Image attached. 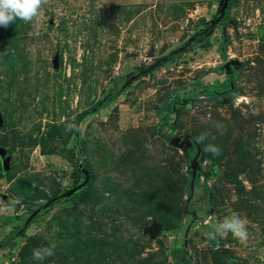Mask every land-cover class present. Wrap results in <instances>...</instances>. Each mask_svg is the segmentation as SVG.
I'll use <instances>...</instances> for the list:
<instances>
[{
  "label": "rangeland",
  "instance_id": "374dc122",
  "mask_svg": "<svg viewBox=\"0 0 264 264\" xmlns=\"http://www.w3.org/2000/svg\"><path fill=\"white\" fill-rule=\"evenodd\" d=\"M222 2L48 0L0 26V242L37 218L0 264H264V0H228L206 30ZM232 215L246 242L210 239Z\"/></svg>",
  "mask_w": 264,
  "mask_h": 264
},
{
  "label": "clouds",
  "instance_id": "9594fccd",
  "mask_svg": "<svg viewBox=\"0 0 264 264\" xmlns=\"http://www.w3.org/2000/svg\"><path fill=\"white\" fill-rule=\"evenodd\" d=\"M48 0H0V26L8 27L10 23H14L16 19L24 23H32L38 20L40 11ZM214 127L220 132L221 135L226 131V125L216 122ZM209 134L204 133L196 137L197 143L203 142ZM215 137H213L214 139ZM206 153L210 152L213 155H219L220 149L217 146L209 144L205 147ZM231 232L233 237L238 239L241 243L246 242L248 233L246 224L239 216L232 215L226 217L223 223L214 227V232L209 233L210 239H215L216 235L223 236L225 233ZM55 245L41 249L33 250V258L43 260L45 257L54 255Z\"/></svg>",
  "mask_w": 264,
  "mask_h": 264
},
{
  "label": "trees",
  "instance_id": "16d2710c",
  "mask_svg": "<svg viewBox=\"0 0 264 264\" xmlns=\"http://www.w3.org/2000/svg\"><path fill=\"white\" fill-rule=\"evenodd\" d=\"M227 13V12H226ZM225 13V16H226ZM224 16V17H225ZM197 85H200L199 82H196ZM218 85V82L216 83ZM219 86L225 87L227 86V82H222L219 84ZM183 100L182 97L179 96H174L171 100H166V102L157 108L156 113L159 117L163 116L162 118V124L167 125L170 121V114L172 113L173 109L175 108V106H178V102ZM106 104H101L100 102L96 105L98 108H102L104 107ZM85 115H87V113H83L80 118L84 117ZM188 164H190V162H188ZM199 180L200 178L197 177L194 181L195 184H199ZM91 181L88 182L87 185L90 184ZM86 186L80 190L79 195L82 196L85 194L86 191ZM77 195V194H76ZM25 212L30 211V209L24 210ZM37 220L36 217L32 218L30 220V222L26 225L23 226L22 229H20L19 235H23L25 233V229H27L31 224L35 223ZM18 233H13L11 232V234H8L7 236H5V238H3V240H1L0 242V252L2 255H4L5 257L7 256V254L13 253V250L16 246V239L18 237ZM8 247L7 252L3 253L4 249ZM171 256L174 260V264H191V258L188 255L187 250L185 249H176L173 250L171 253Z\"/></svg>",
  "mask_w": 264,
  "mask_h": 264
},
{
  "label": "water",
  "instance_id": "95a60500",
  "mask_svg": "<svg viewBox=\"0 0 264 264\" xmlns=\"http://www.w3.org/2000/svg\"><path fill=\"white\" fill-rule=\"evenodd\" d=\"M228 6V0H223V2L221 3V6L219 8V12L216 16V19L214 21L211 22L210 28H212L220 19H222L226 13V9ZM175 146H179V147H188L190 146V142L188 141V139L186 138L185 140H183L180 144H178V139H176L174 141ZM199 153H197V155L195 156V158L192 160L191 162V167H192V171H193V178H194V165H196V161H197V157H198ZM0 157L3 159V170L4 171H9L10 169V160H11V156L7 153V151L4 148L0 147ZM84 175V179L83 182L77 186L76 188H74L73 190H71L70 192H68L67 195H65V197H69L71 195H73L75 192L81 190L82 188H84L88 182H89V173L86 170L81 171ZM191 185H193V180L191 182ZM161 231V226L158 224H153L150 228H147V232L150 234L151 238L155 239L157 238V236H159Z\"/></svg>",
  "mask_w": 264,
  "mask_h": 264
},
{
  "label": "flooded vegetation",
  "instance_id": "af4514ba",
  "mask_svg": "<svg viewBox=\"0 0 264 264\" xmlns=\"http://www.w3.org/2000/svg\"><path fill=\"white\" fill-rule=\"evenodd\" d=\"M224 16H225V15H224ZM223 18H224V17H223ZM223 18H222V19H223ZM209 28H210V27L207 26V27H206V30L209 29ZM200 36H202V32H200V33L194 38V40H192V41L190 42V45L193 44L196 40H198V38H199Z\"/></svg>",
  "mask_w": 264,
  "mask_h": 264
}]
</instances>
